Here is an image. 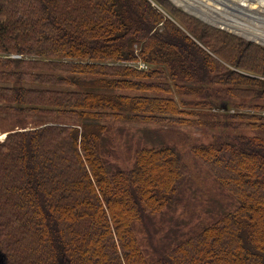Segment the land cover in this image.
<instances>
[{"label": "trees", "instance_id": "16d2710c", "mask_svg": "<svg viewBox=\"0 0 264 264\" xmlns=\"http://www.w3.org/2000/svg\"><path fill=\"white\" fill-rule=\"evenodd\" d=\"M154 1L169 14L150 0H0V113L33 122L0 141L4 264H264L263 134L192 145L236 205L149 254L135 225L169 205L187 166L170 144L138 149L126 169L103 158L108 117L191 121L162 93L208 96L196 103L207 109L264 99V48Z\"/></svg>", "mask_w": 264, "mask_h": 264}, {"label": "rangeland", "instance_id": "374dc122", "mask_svg": "<svg viewBox=\"0 0 264 264\" xmlns=\"http://www.w3.org/2000/svg\"><path fill=\"white\" fill-rule=\"evenodd\" d=\"M150 2L162 14L166 15L168 13L167 9L157 1L150 0ZM168 4L216 31H223L245 42L264 48V44L259 43V41L244 38L229 28L204 21L176 5L172 0H168ZM180 24L178 22V25L184 30L183 32L189 39H194L206 52L212 53L211 49L205 44L196 40L197 38L188 28L185 29L181 22ZM222 62L225 65L227 64L224 60ZM130 65H135L144 70L149 68L142 60H137ZM233 68L245 74L254 73L251 71L246 72L245 69L243 71V69L235 66ZM256 77L264 79V76L256 75ZM77 87L86 88L85 85H78ZM125 92L131 93L130 91ZM161 95L173 97L177 101L184 100L185 104L180 106L192 111L186 114L191 118V121L181 124L165 120L148 122L108 117L103 120L107 130L101 137V147L104 151L102 155L111 167L129 168L138 149L145 146L157 147L162 144L173 145L179 151L183 162L187 166L186 179L182 186L177 189L176 195L169 205L153 216L152 220L147 219L143 221L144 224L138 222L135 225L137 236L143 243V250L147 254L151 252L153 244L159 245L164 242H172L177 238V233L179 236L182 232L190 234L194 232L198 224L211 221L236 205L235 198L218 183L210 169L193 155L192 145L207 143L213 139L224 140L235 134L256 135L261 133L264 135L260 129L247 123V121L264 122L263 98L251 103L247 100L235 98V96L225 97L223 100L216 99L215 106L207 109L203 104L197 105L196 103L203 102L205 99L211 100L208 96L175 93H162ZM212 102L214 103V101ZM21 118L22 121L19 124L25 122L27 126L20 129L30 128L33 123L31 121L32 116L23 114L22 117L14 111L8 110L0 113V141L9 132L6 130L14 128ZM73 122H76V120L73 119ZM63 263L65 264V261ZM2 264L4 263L2 262Z\"/></svg>", "mask_w": 264, "mask_h": 264}, {"label": "bare ground", "instance_id": "6f19581e", "mask_svg": "<svg viewBox=\"0 0 264 264\" xmlns=\"http://www.w3.org/2000/svg\"><path fill=\"white\" fill-rule=\"evenodd\" d=\"M187 12L264 44V0H172Z\"/></svg>", "mask_w": 264, "mask_h": 264}, {"label": "water", "instance_id": "95a60500", "mask_svg": "<svg viewBox=\"0 0 264 264\" xmlns=\"http://www.w3.org/2000/svg\"><path fill=\"white\" fill-rule=\"evenodd\" d=\"M3 257H2V255H1V253H0V264H2V262H3Z\"/></svg>", "mask_w": 264, "mask_h": 264}]
</instances>
